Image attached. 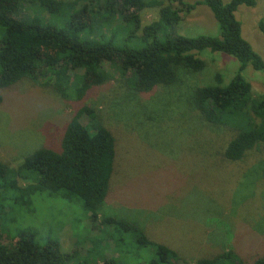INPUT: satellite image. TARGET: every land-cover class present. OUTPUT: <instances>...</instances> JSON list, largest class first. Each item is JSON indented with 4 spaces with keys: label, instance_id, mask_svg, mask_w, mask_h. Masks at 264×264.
<instances>
[{
    "label": "rangeland",
    "instance_id": "obj_1",
    "mask_svg": "<svg viewBox=\"0 0 264 264\" xmlns=\"http://www.w3.org/2000/svg\"><path fill=\"white\" fill-rule=\"evenodd\" d=\"M183 1L195 6L181 14L176 31L186 37H218L217 22L201 0ZM23 13L31 10L23 9L19 17ZM235 16L242 37L264 59V35L257 27L264 21V0L253 8L239 7ZM156 17L155 9L141 13L143 25ZM112 18L104 33L123 26ZM198 57L206 64L203 71L147 94L129 90L116 65L108 63L104 69L110 80L79 101L61 97L43 78L0 90V162L11 169L38 149L60 152L66 125L84 107L115 139L114 173L98 219L91 222L77 198L6 195L0 198V235L8 249L22 233H34L39 245L53 240L62 253H74L68 264H149L152 251L137 248L130 234L118 232L121 243L109 237L112 227L105 229L100 220L111 217L137 225L151 241L174 251L175 264H195L229 251L243 264L264 258V145L238 162L226 160L232 131L206 122L187 103V93L214 84L216 74L227 84L239 62L208 50ZM70 75L77 80L81 72ZM242 75L255 94L264 93V73L247 66ZM81 121L89 122L87 117Z\"/></svg>",
    "mask_w": 264,
    "mask_h": 264
},
{
    "label": "trees",
    "instance_id": "obj_2",
    "mask_svg": "<svg viewBox=\"0 0 264 264\" xmlns=\"http://www.w3.org/2000/svg\"><path fill=\"white\" fill-rule=\"evenodd\" d=\"M257 2L201 0L199 4L206 6L217 22L219 36L186 37L176 31L177 25L181 14L189 13L195 5L183 0H0V90L23 80L37 83L43 78V84L61 97L79 101L92 88L110 80L104 69L108 63L116 65L129 90L147 94L181 83L185 74L203 71L206 64L199 53H223L239 62L232 79L223 84L216 74L214 84L191 88L187 103L206 122L232 131L224 158L238 162L247 152L264 145V93L255 94L242 75L247 66L264 73V59L242 37L241 23L235 16L239 7L253 8ZM25 8L31 14L19 17ZM152 9L157 11L156 19L143 25L141 13ZM112 17L119 18L123 26L104 33L103 27L107 28ZM257 27L264 35L263 20ZM76 71L81 75L74 80L70 72ZM83 117H87V124L82 123ZM114 164L113 135L84 107L66 125L60 152L38 149L16 169L0 162V198L37 194L67 201L77 198L94 222L108 195ZM100 224L105 229L112 227L109 237L127 233L137 248H150L149 264H175L179 260L174 251L151 241L129 221L104 217ZM119 241L124 240L115 238ZM74 257V253H62L57 241L39 245L34 233H22L11 249L0 235V264H68ZM195 264L243 263L229 251ZM253 264H264V258L255 259Z\"/></svg>",
    "mask_w": 264,
    "mask_h": 264
}]
</instances>
